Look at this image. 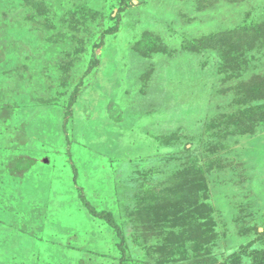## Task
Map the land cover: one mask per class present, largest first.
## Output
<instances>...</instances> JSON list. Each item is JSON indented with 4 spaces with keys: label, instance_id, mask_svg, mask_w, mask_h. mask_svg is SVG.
Returning <instances> with one entry per match:
<instances>
[{
    "label": "rangeland",
    "instance_id": "374dc122",
    "mask_svg": "<svg viewBox=\"0 0 264 264\" xmlns=\"http://www.w3.org/2000/svg\"><path fill=\"white\" fill-rule=\"evenodd\" d=\"M0 264H264V0H0Z\"/></svg>",
    "mask_w": 264,
    "mask_h": 264
}]
</instances>
